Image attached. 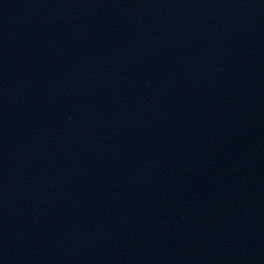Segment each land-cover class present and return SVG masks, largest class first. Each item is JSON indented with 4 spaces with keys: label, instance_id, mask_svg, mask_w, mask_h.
Returning a JSON list of instances; mask_svg holds the SVG:
<instances>
[{
    "label": "water",
    "instance_id": "1",
    "mask_svg": "<svg viewBox=\"0 0 264 264\" xmlns=\"http://www.w3.org/2000/svg\"><path fill=\"white\" fill-rule=\"evenodd\" d=\"M0 264H264V0H0Z\"/></svg>",
    "mask_w": 264,
    "mask_h": 264
}]
</instances>
